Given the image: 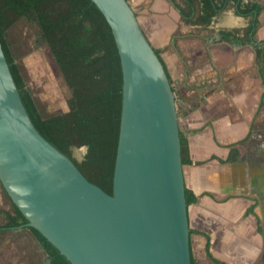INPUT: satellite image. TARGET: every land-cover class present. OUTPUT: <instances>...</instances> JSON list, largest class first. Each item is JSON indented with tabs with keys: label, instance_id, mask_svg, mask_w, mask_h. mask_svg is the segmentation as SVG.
<instances>
[{
	"label": "water",
	"instance_id": "95a60500",
	"mask_svg": "<svg viewBox=\"0 0 264 264\" xmlns=\"http://www.w3.org/2000/svg\"><path fill=\"white\" fill-rule=\"evenodd\" d=\"M112 32L122 106L112 193L45 140L0 44V185L71 264H191L175 94L127 0H91ZM20 227V228H21ZM49 264V262H48Z\"/></svg>",
	"mask_w": 264,
	"mask_h": 264
},
{
	"label": "crops",
	"instance_id": "0c3cea01",
	"mask_svg": "<svg viewBox=\"0 0 264 264\" xmlns=\"http://www.w3.org/2000/svg\"><path fill=\"white\" fill-rule=\"evenodd\" d=\"M127 1L159 51L187 140L191 163L182 165L183 179L198 198L187 206L193 264H217L206 253L207 237L221 263L264 264V52L254 47L264 40V0H243L263 7L253 42L243 44L221 40V31L249 23L232 2L197 26L181 16L185 0ZM39 258L48 264L28 228L0 230V264Z\"/></svg>",
	"mask_w": 264,
	"mask_h": 264
},
{
	"label": "trees",
	"instance_id": "16d2710c",
	"mask_svg": "<svg viewBox=\"0 0 264 264\" xmlns=\"http://www.w3.org/2000/svg\"><path fill=\"white\" fill-rule=\"evenodd\" d=\"M185 1L188 8L181 10V16L185 23L197 26L209 25L228 3H234L236 14L249 19L248 26L243 30L221 31V40L235 44L253 42L258 16L263 8L261 4L243 0ZM20 19L39 29L40 38L50 50L70 91L66 112L44 117L24 82L6 41L8 29ZM261 42L254 46L257 55L264 52V47L261 48L264 40ZM0 44L22 103L36 130L66 155L89 182L111 194L122 106V71L112 32L102 13L91 0H0ZM154 51L163 64L159 51ZM163 67L165 69L164 64ZM179 136L182 165L190 164L187 140L180 133ZM73 146L86 147L83 163L78 162L69 151ZM0 189L9 199L1 185ZM197 199L185 187L187 206ZM11 207L9 212L0 209L3 217L0 230L18 228L27 223L13 203ZM28 229L44 250L49 264H71L36 229ZM192 232L190 230L189 235ZM208 241L207 237L205 250L208 257L217 264H224L212 258Z\"/></svg>",
	"mask_w": 264,
	"mask_h": 264
},
{
	"label": "rangeland",
	"instance_id": "374dc122",
	"mask_svg": "<svg viewBox=\"0 0 264 264\" xmlns=\"http://www.w3.org/2000/svg\"><path fill=\"white\" fill-rule=\"evenodd\" d=\"M6 41L42 115L48 117L66 112L70 91L49 48L40 38L39 29L27 20L20 19L8 29ZM0 197V208L8 207V211H11L10 200L1 191ZM2 223L3 220L0 225ZM35 264L44 262L41 258Z\"/></svg>",
	"mask_w": 264,
	"mask_h": 264
},
{
	"label": "clouds",
	"instance_id": "9594fccd",
	"mask_svg": "<svg viewBox=\"0 0 264 264\" xmlns=\"http://www.w3.org/2000/svg\"><path fill=\"white\" fill-rule=\"evenodd\" d=\"M69 151L73 154V157L80 163L84 162L85 156L87 154L86 147L76 148L75 146L71 147Z\"/></svg>",
	"mask_w": 264,
	"mask_h": 264
}]
</instances>
